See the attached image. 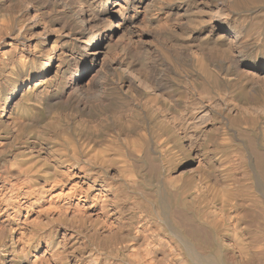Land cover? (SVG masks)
Instances as JSON below:
<instances>
[{
    "label": "bare ground",
    "instance_id": "1",
    "mask_svg": "<svg viewBox=\"0 0 264 264\" xmlns=\"http://www.w3.org/2000/svg\"><path fill=\"white\" fill-rule=\"evenodd\" d=\"M0 232V264H264V0H0Z\"/></svg>",
    "mask_w": 264,
    "mask_h": 264
},
{
    "label": "rangeland",
    "instance_id": "2",
    "mask_svg": "<svg viewBox=\"0 0 264 264\" xmlns=\"http://www.w3.org/2000/svg\"><path fill=\"white\" fill-rule=\"evenodd\" d=\"M27 234H29V231L27 230ZM4 238V235L2 232H0V241Z\"/></svg>",
    "mask_w": 264,
    "mask_h": 264
}]
</instances>
